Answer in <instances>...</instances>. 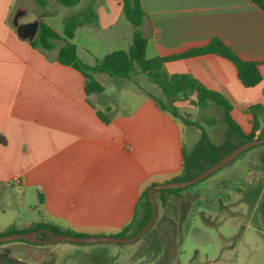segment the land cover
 I'll use <instances>...</instances> for the list:
<instances>
[{"label":"crops","instance_id":"1","mask_svg":"<svg viewBox=\"0 0 264 264\" xmlns=\"http://www.w3.org/2000/svg\"><path fill=\"white\" fill-rule=\"evenodd\" d=\"M46 2L43 7L37 0H0V232L41 222L87 236H115L129 225L134 232L146 216L142 193L181 173L186 125L132 79L94 74L105 90L89 103L84 76L58 61L64 41L44 50L31 45L38 31L32 40L23 34L24 25L42 20L63 37L64 17L85 13L72 42L79 58L93 65L132 45L134 27L119 0H81L73 7ZM141 4L147 58L182 54L218 38L243 60L259 63L263 79L254 87H245L233 62L215 53L165 64L168 75H190L222 94L250 134L249 108L261 105L264 111V11L251 0ZM263 132L264 118L255 134ZM256 148L251 158L264 163V144ZM169 196L190 200L181 191ZM40 245L45 244L16 248ZM12 249H0V264H34L10 257Z\"/></svg>","mask_w":264,"mask_h":264},{"label":"rangeland","instance_id":"2","mask_svg":"<svg viewBox=\"0 0 264 264\" xmlns=\"http://www.w3.org/2000/svg\"><path fill=\"white\" fill-rule=\"evenodd\" d=\"M29 20H33L32 15ZM136 69L132 81L169 103L152 78L138 66ZM187 101L185 106H175L189 120L199 123L214 144H221L226 130L222 111L212 103L201 107L189 99L177 100ZM200 134L199 128L186 125L187 153L194 147L192 139L198 140ZM256 149L183 188L181 193L189 201L171 200L170 192L156 191L159 217L135 243L59 242L23 250L16 245L24 242L11 241L0 244V249L12 247L8 250L10 257L34 264H264V163L251 158Z\"/></svg>","mask_w":264,"mask_h":264},{"label":"trees","instance_id":"3","mask_svg":"<svg viewBox=\"0 0 264 264\" xmlns=\"http://www.w3.org/2000/svg\"><path fill=\"white\" fill-rule=\"evenodd\" d=\"M57 1L65 7H73L81 0ZM119 1L122 4L124 16L134 27L132 45L128 50L113 51L107 54L104 58L96 60L93 65L84 63L79 58L77 54V47L72 42V39L74 38L76 29L84 23V18L86 17L85 13L71 14L64 17L63 37L60 36L51 26L40 20L38 23L39 28L37 36L31 41V45L35 48L52 50L57 41L63 40L64 44L59 49L58 61L63 65L71 66L84 76L85 94L88 101L90 97L100 96L105 90L104 86L94 77V74H104L111 78L132 79L133 74L137 70L136 66H138L142 73L150 76L154 83L161 88L164 96L169 100V103H166L155 98L159 107L168 111L175 118H179L185 125L195 126L201 131L200 137L194 145L192 151L190 153L183 151L181 173L172 181L190 180L202 173L208 167L215 164L223 156L241 144L264 136V132L258 136L255 134V132L261 127L262 119L264 118V111L261 105H254L249 108L248 113L252 116L253 130L250 134H246L232 115V104L222 94L207 89L190 75H168L165 71V64L169 60L215 53L233 62L237 68L239 80L245 87H254L261 83L263 79L259 63L243 60L218 38L212 39L203 47L194 48L182 54L167 57L147 58L146 51L148 38L142 31L145 12L143 10L141 0ZM251 1L264 11V0ZM37 2L43 7L47 6L46 0H37ZM90 14L94 16L92 13ZM191 95H195V100H191L192 104L203 107L212 103L222 111L223 122L226 125V130L224 131V138L221 144H214L209 137V134L199 123L189 120L187 115H182L179 109L174 105L179 98L190 99ZM96 113L103 122L107 123L109 121L103 112L97 110ZM238 158L239 156L236 159ZM182 189H167L166 191L177 194L182 191ZM148 190L149 189H146L142 193L139 200V203L146 209V216L142 224L134 232H131V225H129L121 233L115 236L130 237L137 233L148 222L152 214V207L148 200ZM43 228L50 229L55 234L87 236L85 234L75 233L70 230L62 229L57 225L44 222L37 223L32 228L27 230H19L15 227H11L4 232H0V236L12 233H24ZM40 236L43 239H48L50 237L47 233H42ZM21 242L30 243L27 241Z\"/></svg>","mask_w":264,"mask_h":264},{"label":"water","instance_id":"4","mask_svg":"<svg viewBox=\"0 0 264 264\" xmlns=\"http://www.w3.org/2000/svg\"><path fill=\"white\" fill-rule=\"evenodd\" d=\"M38 23H29L22 27L23 34L29 38L33 39L38 31ZM264 136L261 138H255L251 141L245 142L223 156L219 161H217L212 166L205 169L202 173L196 177L187 180V181H171L164 184H156L149 188L148 190V200L152 207V214L148 222L134 235L130 237H118L114 235H102V236H73L67 234H55L50 229H38L34 231L24 232V233H12L0 236V244L11 241H27L33 244H55L59 242H70L74 244H132L140 240L156 223L159 217V208L155 200V193L158 190H167V189H182L192 186L199 181L209 177L215 172L219 171L223 167L232 163L238 156L244 152L263 145ZM42 233L49 234L48 239L41 238Z\"/></svg>","mask_w":264,"mask_h":264}]
</instances>
